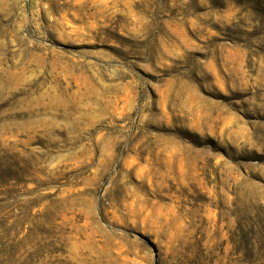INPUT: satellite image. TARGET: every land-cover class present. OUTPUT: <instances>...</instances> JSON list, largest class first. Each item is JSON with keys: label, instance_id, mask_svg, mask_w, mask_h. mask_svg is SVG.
Masks as SVG:
<instances>
[{"label": "rangeland", "instance_id": "rangeland-1", "mask_svg": "<svg viewBox=\"0 0 264 264\" xmlns=\"http://www.w3.org/2000/svg\"><path fill=\"white\" fill-rule=\"evenodd\" d=\"M0 264H264V0H0Z\"/></svg>", "mask_w": 264, "mask_h": 264}]
</instances>
